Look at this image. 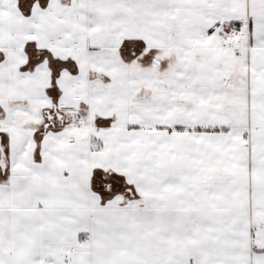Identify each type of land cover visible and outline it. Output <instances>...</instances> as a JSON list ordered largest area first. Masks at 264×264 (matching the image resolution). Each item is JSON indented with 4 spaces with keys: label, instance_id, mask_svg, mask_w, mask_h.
Returning a JSON list of instances; mask_svg holds the SVG:
<instances>
[{
    "label": "snow or ice",
    "instance_id": "snow-or-ice-1",
    "mask_svg": "<svg viewBox=\"0 0 264 264\" xmlns=\"http://www.w3.org/2000/svg\"><path fill=\"white\" fill-rule=\"evenodd\" d=\"M0 264H264V0H0Z\"/></svg>",
    "mask_w": 264,
    "mask_h": 264
}]
</instances>
